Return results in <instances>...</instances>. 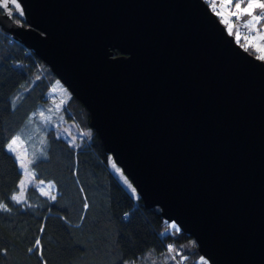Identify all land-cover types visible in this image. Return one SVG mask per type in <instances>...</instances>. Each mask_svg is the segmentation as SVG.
I'll return each mask as SVG.
<instances>
[{
	"label": "water",
	"instance_id": "obj_1",
	"mask_svg": "<svg viewBox=\"0 0 264 264\" xmlns=\"http://www.w3.org/2000/svg\"><path fill=\"white\" fill-rule=\"evenodd\" d=\"M0 31L207 264H264V62L202 0H0Z\"/></svg>",
	"mask_w": 264,
	"mask_h": 264
},
{
	"label": "trees",
	"instance_id": "obj_2",
	"mask_svg": "<svg viewBox=\"0 0 264 264\" xmlns=\"http://www.w3.org/2000/svg\"><path fill=\"white\" fill-rule=\"evenodd\" d=\"M44 103L86 134L70 145L48 129L44 154L29 167L35 179L52 183L54 195L28 188L26 201L15 203L19 172L5 144ZM87 121L47 67L0 31V264H140L147 255L164 264H200L193 240L156 207L144 208L112 173Z\"/></svg>",
	"mask_w": 264,
	"mask_h": 264
},
{
	"label": "rangeland",
	"instance_id": "obj_3",
	"mask_svg": "<svg viewBox=\"0 0 264 264\" xmlns=\"http://www.w3.org/2000/svg\"><path fill=\"white\" fill-rule=\"evenodd\" d=\"M225 12L238 14L241 17L240 23H230L224 16L221 23L227 34L233 36L234 41L244 51L246 48H252V54L258 60L264 62V0H244L243 3L236 2L232 4L229 0L222 1ZM263 18V19H262ZM242 20L249 29L242 25ZM235 31H231V30ZM260 31L258 34L256 31ZM239 32V33H238ZM254 52V53H253ZM16 96H13L14 100ZM52 129L54 133L64 139L68 144H77L86 134L85 131L77 128L72 122L65 121L51 104L44 103L37 110L28 116L21 125V128L5 144L6 152L10 153L16 163L19 172V179L16 184V190L11 195V201L23 204L26 201V192L28 188H33L41 196L52 198L54 189L49 181L35 179L30 170V163L40 158L45 151V132ZM109 168L112 173L121 181V183L136 196L129 181L123 176L119 168L109 159ZM0 203V210L4 209ZM200 264H207L202 258H199ZM128 264V263H124ZM140 264H164L161 260L153 256H145Z\"/></svg>",
	"mask_w": 264,
	"mask_h": 264
},
{
	"label": "built area",
	"instance_id": "obj_4",
	"mask_svg": "<svg viewBox=\"0 0 264 264\" xmlns=\"http://www.w3.org/2000/svg\"><path fill=\"white\" fill-rule=\"evenodd\" d=\"M202 1L207 5V7L210 10V12L216 17V19L220 23L223 20L224 16L232 24L240 23V18H239V15L237 13L236 14H231V13L225 12V9L228 10V8H224L222 6V1H225V0H202ZM229 1L230 2H239V3L242 2V0H229ZM256 32L258 34L260 33V31H256Z\"/></svg>",
	"mask_w": 264,
	"mask_h": 264
},
{
	"label": "crops",
	"instance_id": "obj_5",
	"mask_svg": "<svg viewBox=\"0 0 264 264\" xmlns=\"http://www.w3.org/2000/svg\"><path fill=\"white\" fill-rule=\"evenodd\" d=\"M242 22H243V20H242ZM243 24H244V25H246L244 22H243ZM246 26H248V27H249V25H246ZM258 31H259V30H258Z\"/></svg>",
	"mask_w": 264,
	"mask_h": 264
}]
</instances>
